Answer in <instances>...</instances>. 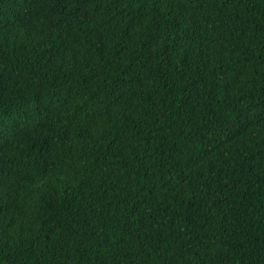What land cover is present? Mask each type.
<instances>
[{
  "label": "trees",
  "instance_id": "trees-1",
  "mask_svg": "<svg viewBox=\"0 0 264 264\" xmlns=\"http://www.w3.org/2000/svg\"><path fill=\"white\" fill-rule=\"evenodd\" d=\"M0 264H264V0H0Z\"/></svg>",
  "mask_w": 264,
  "mask_h": 264
}]
</instances>
